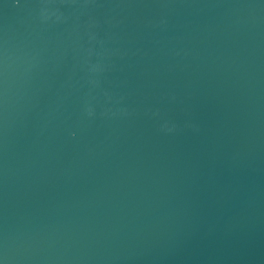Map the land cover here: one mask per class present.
I'll list each match as a JSON object with an SVG mask.
<instances>
[{
    "label": "water",
    "instance_id": "95a60500",
    "mask_svg": "<svg viewBox=\"0 0 264 264\" xmlns=\"http://www.w3.org/2000/svg\"><path fill=\"white\" fill-rule=\"evenodd\" d=\"M181 0H0V251L91 105Z\"/></svg>",
    "mask_w": 264,
    "mask_h": 264
}]
</instances>
